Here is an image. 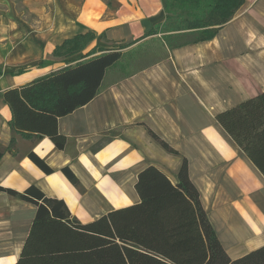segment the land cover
I'll return each mask as SVG.
<instances>
[{
  "label": "crops",
  "instance_id": "obj_1",
  "mask_svg": "<svg viewBox=\"0 0 264 264\" xmlns=\"http://www.w3.org/2000/svg\"><path fill=\"white\" fill-rule=\"evenodd\" d=\"M165 17L162 0H0V147L13 137L16 149L0 158V185L16 191L35 185L87 222L137 203V175L148 165L177 182L184 157L216 235L235 259L264 245V176L215 116L264 91V0H243L209 39L160 45L164 54L129 76L107 77V68L94 97L58 117L64 149L10 125L5 90L57 71L67 59L73 64L119 45L130 51L146 44L160 36ZM87 32L95 37L81 52L52 54ZM149 130L178 153L166 151ZM30 151L53 172L32 162ZM35 210L0 191V264L17 260Z\"/></svg>",
  "mask_w": 264,
  "mask_h": 264
},
{
  "label": "trees",
  "instance_id": "obj_2",
  "mask_svg": "<svg viewBox=\"0 0 264 264\" xmlns=\"http://www.w3.org/2000/svg\"><path fill=\"white\" fill-rule=\"evenodd\" d=\"M243 0H162L164 23L182 22L165 36L168 49L206 40L228 21ZM163 23L162 26H165ZM156 31V29L152 30ZM93 32L76 34L56 45L54 56L71 57L94 39ZM127 45L94 54L96 47L71 64L3 92L10 107V125L26 136L48 137L58 149L68 143L57 128V119L87 103L100 90L106 69L121 60ZM146 51V49H144ZM165 57V56H164ZM134 67L120 75L129 76L154 63ZM216 121L245 152L264 176V91L215 116ZM150 135L168 152H178L152 130ZM16 154L12 137L5 151ZM27 156L42 171L53 169L37 154ZM74 185L79 180L72 170L61 168ZM135 188L140 200L81 222L62 199L47 196L35 185L16 191L0 185V191L36 207L28 234L13 264H264V245L232 259L219 241L202 206L198 189L182 158L177 182L154 165L137 175Z\"/></svg>",
  "mask_w": 264,
  "mask_h": 264
},
{
  "label": "rangeland",
  "instance_id": "obj_3",
  "mask_svg": "<svg viewBox=\"0 0 264 264\" xmlns=\"http://www.w3.org/2000/svg\"><path fill=\"white\" fill-rule=\"evenodd\" d=\"M171 22L172 23L166 22L164 23L165 26L158 28L161 32L160 36H158L156 39L150 40L146 44L138 45L130 51H124L121 49L123 57L113 66L109 67L107 71V77H110L111 75H122L134 67H138L147 63L151 59L162 56L164 54V50L160 45H165V36L169 35L170 33H174L176 27H181L182 24V22L175 20H172ZM145 48H147V51L144 50Z\"/></svg>",
  "mask_w": 264,
  "mask_h": 264
}]
</instances>
